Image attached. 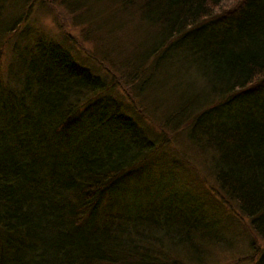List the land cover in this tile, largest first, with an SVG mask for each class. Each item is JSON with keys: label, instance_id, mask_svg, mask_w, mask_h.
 <instances>
[{"label": "trees", "instance_id": "1", "mask_svg": "<svg viewBox=\"0 0 264 264\" xmlns=\"http://www.w3.org/2000/svg\"><path fill=\"white\" fill-rule=\"evenodd\" d=\"M113 1L159 40L128 63L129 100L64 38L12 39L0 67V264H196L222 246L201 232L213 221L191 182L164 170L148 119L170 147L181 134L205 158L200 179L264 243V0ZM171 198L182 204L169 214Z\"/></svg>", "mask_w": 264, "mask_h": 264}, {"label": "rangeland", "instance_id": "2", "mask_svg": "<svg viewBox=\"0 0 264 264\" xmlns=\"http://www.w3.org/2000/svg\"><path fill=\"white\" fill-rule=\"evenodd\" d=\"M236 1L220 0V7L216 8H230L236 4ZM216 8H212V11L215 12ZM224 9L221 10L224 11ZM22 16L23 18L19 20ZM12 18L15 24L13 20H7ZM11 24L15 32L14 35H8L5 43L1 45V68L12 58L13 37L15 36L14 39L18 37L17 32L27 27L33 30V36L25 39L26 41L33 42L37 39L36 37L53 41H61L64 38V41L72 45L65 44V46L69 47L80 61L92 67L94 72L104 76L107 81L116 83L115 94L123 101L126 100L125 95L128 100L131 98L130 82L133 73L129 71L128 63L138 53L148 46L152 45L150 47L152 48L159 41L152 36V29L139 21L133 9L120 10L113 0H0V33L6 28L9 29ZM143 58L146 62L148 56ZM119 70L122 71L121 75L125 77L124 79L118 74ZM175 70L174 67L172 71L170 68L167 69L172 76L182 73ZM158 76L156 75V79L160 78ZM196 85L200 86V82L197 81ZM196 89H198L197 86ZM170 92L171 85L166 84L164 91L162 89L161 92L162 101L166 100ZM170 101L171 99L168 103ZM210 101L215 102L216 98L211 97ZM167 112H173V108H166L165 113ZM159 118H153V122H157ZM146 123L154 130L155 123L149 119ZM166 154L169 157L163 160L164 167L167 164L170 165L175 168L177 178L191 182V191L196 194L197 202L201 204L207 215L211 219H218L222 225L228 227L224 236L230 243L227 245L222 242V246L209 252L207 255L209 262L211 264H252L251 246H258L264 250V243L255 237L244 220L237 218L230 205H222L219 198L209 190V182L200 179V176H207L204 168L208 167V162L205 158L198 156L184 142L181 134L177 136L175 147L168 148ZM161 161L157 162L160 164ZM164 170L170 171L165 168ZM231 214L233 217L230 216Z\"/></svg>", "mask_w": 264, "mask_h": 264}, {"label": "bare ground", "instance_id": "3", "mask_svg": "<svg viewBox=\"0 0 264 264\" xmlns=\"http://www.w3.org/2000/svg\"><path fill=\"white\" fill-rule=\"evenodd\" d=\"M6 28V27H5ZM8 28H6L5 30H3L2 33H0V40L1 38L5 37V36H8L11 34V29L9 27L8 31H7ZM24 31H28L30 34L33 33V30L29 29V28H25ZM15 37V36H14ZM13 37V39H14ZM1 45L2 43H0V48H1ZM4 56V55H3ZM0 59H2V53H1V50H0ZM155 130L151 132V134L149 135V138H152L154 141H158L160 143V147L157 148L158 150H161V151H166L168 148H170V139L168 137H166L164 134L162 135L160 133V130H157L156 126L153 127ZM170 165H169V169H170ZM169 175H173L174 177L177 176L176 175V172H174L173 174H170V171H169ZM193 194H195L193 191H191ZM168 207L170 206V211H169V214H171L174 210V207L176 208L177 205H181L182 202L179 201V200H174L173 201V198H171V203L168 204ZM187 205V208L188 209H192V208H196L195 205H194V202H187L186 203ZM192 211V210H191ZM211 221H213V224L218 226L216 227L215 229L211 226L210 222L208 220H206L203 224V229L201 230V232L203 233L204 236H207L208 238L210 239H214V238H218L219 242H224V239H228L227 237L224 236V233L227 232L228 230V227L227 226H224L221 224V222L219 223V220L218 219H212ZM215 222V223H214ZM207 257V254L203 252V256L202 258H199L198 259V264H211L210 262L206 261L205 258ZM196 263V264H197Z\"/></svg>", "mask_w": 264, "mask_h": 264}]
</instances>
